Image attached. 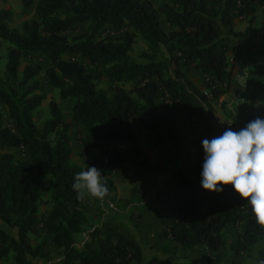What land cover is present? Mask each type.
Instances as JSON below:
<instances>
[{"label":"trees","instance_id":"obj_1","mask_svg":"<svg viewBox=\"0 0 264 264\" xmlns=\"http://www.w3.org/2000/svg\"><path fill=\"white\" fill-rule=\"evenodd\" d=\"M19 1L23 8L33 6L34 17L24 20L17 31L8 27L11 11L0 9V47H9L4 74L7 79L16 76L23 53L41 54L49 63L43 71L44 85L57 90L60 100H73L72 122H65L60 108L49 102V118L41 129L32 123V112L42 100L40 95H32L38 87L34 78L40 66L22 68L18 86L30 85L20 95L0 86V103L11 121V128L3 127L0 112V223L16 234L9 236L0 228V260L11 255L13 264H31V259L48 257L44 242L32 245L30 237L38 235L35 224L41 203L40 182L50 177V208L42 228L48 246L59 257L58 264H141L140 247L113 228H94L82 249L75 246V235L87 224L84 201L95 198L81 201L72 188L75 175L82 169L71 160L68 130L71 125L86 130L78 144L87 155V167L101 170L109 194L114 191L110 176L122 172L125 165L130 164L133 176H139L147 165L141 140L150 142L151 149L174 142L177 137L172 117L177 113L202 125L195 103L175 83L180 77L177 67L194 68L210 77L206 94L184 80L187 91L209 111L206 95L214 100L223 93L217 86L224 83L229 66L226 38L221 32L229 30L235 20L246 21L243 33L232 34L244 36L254 21L256 6H264V0H167L156 7L150 0ZM86 22L91 24L88 33L69 43L66 33ZM103 27L119 35L96 39ZM134 35L145 45L139 60L130 55ZM161 50L166 61L158 56ZM78 59L85 60L88 67ZM169 68L172 76L163 80ZM257 74L264 79V55ZM102 77L115 84L110 94L96 88ZM133 82L128 89L122 87ZM161 90L169 101L167 112L156 108ZM19 148L24 149L26 160H16L8 151ZM89 152H93L92 157ZM196 154L197 161L188 172L180 173L154 194V212L164 213L159 237L182 249L201 245L215 252L222 246V232L238 226L240 230L229 246L237 257L264 239V227L256 223L247 200L241 199L231 185L219 193L201 188L202 145ZM260 261H264V247L257 251L253 264ZM143 264L174 263L153 257Z\"/></svg>","mask_w":264,"mask_h":264},{"label":"crops","instance_id":"obj_2","mask_svg":"<svg viewBox=\"0 0 264 264\" xmlns=\"http://www.w3.org/2000/svg\"><path fill=\"white\" fill-rule=\"evenodd\" d=\"M246 28V21L235 20L229 30L221 32L226 38L225 57L229 66L224 83L217 86L223 93L214 100H209L206 95L209 111L205 103L187 91L184 80L199 92L206 94L205 86L210 77L204 76L194 68L185 69L181 65L177 67L180 77L175 79V83L187 92L195 103L202 125L198 126L199 122L183 113H177L172 117L177 137L174 142L167 143L163 148L151 149L148 147L150 142L141 140V149L147 161L146 169L134 177L133 167L130 164L125 165L122 172L110 176L114 184L111 194L103 200L84 201L83 212L87 224L75 235V240L82 235V241L75 243L77 249H82L83 243L88 239V233L94 228H113L140 247L141 264L153 257L169 259L174 264H253L257 251L264 247V239L237 257L230 253L229 246L240 228L225 249L223 241L222 246L215 252L201 245L182 249L168 238L159 237L162 229L160 218L164 213L154 212V194L163 186L172 183L180 173H186L192 168L197 161L196 151L204 139L211 140L220 136L228 128L239 131L257 117L264 119V79L257 74V66L264 55V6H256L254 21L244 36H232L243 33ZM161 54L166 56L163 50ZM163 60L166 61L165 57ZM164 96L167 97L166 94ZM156 108L160 112L168 111V107L162 106L158 99ZM205 127H208V130ZM92 155L93 152H89L88 156ZM200 164L203 165V162ZM4 227L0 223L2 230ZM198 247L202 248L201 252L207 256V260L193 257L192 253L197 251ZM58 261L59 257L56 259L57 263Z\"/></svg>","mask_w":264,"mask_h":264},{"label":"rangeland","instance_id":"obj_3","mask_svg":"<svg viewBox=\"0 0 264 264\" xmlns=\"http://www.w3.org/2000/svg\"><path fill=\"white\" fill-rule=\"evenodd\" d=\"M154 7L158 6L159 3H161L163 0H150ZM0 9H7L11 11L12 13V19L11 22L8 24V27L10 29H16L17 31L20 30V24L24 20H28L34 17V11L33 6L28 8H23L20 5L19 0H0ZM91 24L86 22L83 24L72 26L71 29L66 33L67 39L69 43L74 42V40L78 37L83 36L84 34L88 33L90 29ZM128 29V28H125ZM124 29V30H125ZM129 32L130 29H128ZM119 35V33H115L108 27L101 28L97 36V38H105V37H116ZM134 42L131 46L130 55L134 60H139V55L141 52L144 51L145 45L143 42L134 35ZM8 45L2 44L0 47V86H2L4 89L7 87L11 88L17 93V96L21 93L25 92L28 87L29 83H27L24 87H19L18 83L21 80V70L25 65H38L40 66V72L38 75L34 78V81L37 82L38 87L37 90L34 91L33 94L40 95L42 97V100L39 104V106L32 112V123L34 126L40 130L44 121H46L49 118V112L47 105L49 102H54L59 108L61 112L62 119L65 122L71 123V116H70V108L73 103L72 99H65L60 100L58 96V91L55 89H50L48 86L44 85V74L43 71L49 66L48 61L41 55L37 53H23L19 59V65L17 74L13 78L7 79V77L4 74V65H5V54L8 49ZM159 58H163L164 54H159ZM63 58H66L64 56ZM79 63L87 68L88 63L83 59H78ZM172 76V69L169 68L167 73H164L162 75V79H166L167 76ZM115 84L109 83L105 78H101L100 81L96 84L97 89L104 90L107 94H110ZM123 88L128 89L131 87V84L122 85ZM158 101L162 106H168L169 102L167 97L163 95V91L161 90L158 94ZM0 112L2 115L1 124L3 127L11 128V121L7 117L6 109L5 107L0 103ZM86 132L85 129L71 125V127L68 130V136H69V147L71 150V160L79 165L82 170H87V164H86V158L87 155L83 154L80 146L78 144V139ZM49 139L52 140L53 136L50 135ZM16 160H26V154L24 149H10L8 150ZM51 186V178L50 177H44L41 179L40 182V205L37 209V220L35 224V228L37 231V236H31L30 237V243L34 245L37 242L43 241L45 244V247L47 250L50 249L49 255L45 260H35L31 259V264H46L45 261L48 262V264H58L56 262V259L58 258V255L56 251L48 246L47 244V236L43 233V223L45 221V218L47 216V213L50 208V202H49V191ZM86 202H89L87 200ZM239 229V227H231L226 229L222 232L221 237L224 244L223 249H225L230 241L232 240L234 233ZM4 230L7 235L9 236H15V230L8 229L4 227ZM82 241V235L78 236L75 240V243ZM202 248L198 247V250L192 253L193 257L199 258L201 260H207V256L204 255L201 252ZM0 264H13L11 260V255H9L6 259L0 260Z\"/></svg>","mask_w":264,"mask_h":264},{"label":"clouds","instance_id":"obj_4","mask_svg":"<svg viewBox=\"0 0 264 264\" xmlns=\"http://www.w3.org/2000/svg\"><path fill=\"white\" fill-rule=\"evenodd\" d=\"M202 147L201 188L219 193L231 185L247 200L256 223L264 227V119L257 117L239 131L228 128L220 136L204 139ZM72 188L81 201L86 197L103 200L109 194L101 170L95 166L78 172Z\"/></svg>","mask_w":264,"mask_h":264}]
</instances>
